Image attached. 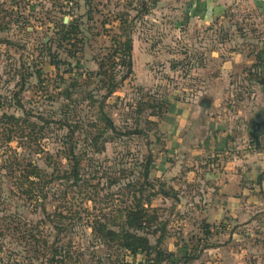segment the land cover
I'll list each match as a JSON object with an SVG mask.
<instances>
[{"label": "rangeland", "instance_id": "374dc122", "mask_svg": "<svg viewBox=\"0 0 264 264\" xmlns=\"http://www.w3.org/2000/svg\"><path fill=\"white\" fill-rule=\"evenodd\" d=\"M258 1H227L203 23L186 21L180 0H0V114L23 117L24 109L57 118L71 80L86 93L101 87L90 76L97 70L96 58L111 49L112 40L125 38L122 28H131L132 73L107 99L106 110L119 130L138 128L146 135L106 132L100 153L86 141V188L69 199L73 210H86L73 235L84 251L79 264H112L106 248L91 240L87 224L95 216L115 215L125 205L121 188L138 179L148 152L150 178L177 193V200L157 196L151 202L166 223L162 248L171 259L163 264H182L187 253L197 256L188 264H264V176L262 189L255 184L264 171V141L256 143L250 128L254 115L264 111V0ZM74 20L80 24L81 42L75 57H69L57 47V28L61 21ZM45 44L55 54V64ZM66 62L73 66L71 75H81L61 79ZM112 69L122 74L120 65ZM84 94L72 98L79 101ZM86 103L79 112L92 118L95 113ZM152 104L161 106V115H152L157 110ZM2 130L0 125V215L16 213L17 220L35 221L40 214L14 188L23 180L27 160L42 167L57 160L36 151L54 155L63 131L51 124L44 138L25 144L18 138L5 142ZM242 173L250 179L240 178ZM228 178L232 190L238 183L246 192L237 193L234 203L220 193ZM56 186L52 191L59 194ZM0 232L2 264L8 255L19 259L7 250L19 241L10 229Z\"/></svg>", "mask_w": 264, "mask_h": 264}, {"label": "trees", "instance_id": "16d2710c", "mask_svg": "<svg viewBox=\"0 0 264 264\" xmlns=\"http://www.w3.org/2000/svg\"><path fill=\"white\" fill-rule=\"evenodd\" d=\"M58 25L57 47L69 57H75L76 45L81 42L78 38L81 33L79 22L74 20L65 24L61 21ZM2 29L0 25V30ZM121 30L124 31L125 38L122 41L112 40L111 49H108L102 57L96 58L97 70L90 74L99 79L101 87L86 93L87 90H77L78 82L75 79L71 80L70 85L62 93L64 96L58 106L57 118L33 116L24 109L23 117L7 112L0 114V125L3 127L1 133L8 143L18 138L21 143L26 144L23 141H27V144L28 142L35 144L46 136L45 133H48L51 124H55L58 130L63 131L59 138L57 137L59 147L54 155L48 151L44 152L42 148L36 151L45 153L46 160H51L52 156L57 157V160L48 162L45 167L39 166L34 160H27L21 168L23 180L14 188L25 203L31 206V210L39 213L40 217L31 221L17 220L16 213L0 215V231L10 229L19 241L17 247L7 249L10 254L19 255V259L8 255L6 264H79L84 251L79 243H75L73 235L83 224L82 220L86 215H81L86 210L83 206L79 210H73L69 199L75 200V196L86 188V179L83 176L86 141L90 142L88 146H92L95 153H100L104 148L103 143L106 138L102 140V137L106 132L116 136L146 135L138 128L119 130L106 110L107 99L132 73L131 28L127 26ZM45 45L46 52L55 64L56 61L53 60L56 58L55 54L51 52L50 46ZM66 65L67 68L61 75L59 74L61 79L64 80L63 77L71 79L73 76L81 75H71L73 66L70 62H66ZM114 65L123 68L120 76L111 72ZM35 75L38 80L42 77L39 70ZM102 89L104 93L96 97ZM83 92H85L83 99L78 101L72 98L74 93ZM83 101H87L85 107L89 111H94V117L86 118L79 112V106ZM2 105L3 101L0 100V107ZM151 108L157 109L152 115H161V106L152 104ZM31 117L35 120H31ZM25 130H28L27 134ZM62 160L65 161L63 164H61ZM152 163V155L148 152L144 162L140 163L138 179L127 182L121 188L126 191V203L115 212V215L95 216L87 224L91 240L106 248V258L112 264H163L171 259V254L162 248L166 237V223L160 221L157 214L159 208L152 207L151 202L157 196L172 197L177 200V193L174 188H165L164 183L153 182L150 178ZM263 176L264 171L255 180V184L261 189ZM55 185L57 190H60L59 194L52 191ZM56 201H59L60 205H55ZM44 228L47 233H44ZM151 237L154 238V242H151ZM2 246L3 243L0 241V252ZM195 258L197 256L184 254L181 257L182 264H188ZM2 261L3 258H0V264L3 263Z\"/></svg>", "mask_w": 264, "mask_h": 264}, {"label": "crops", "instance_id": "0c3cea01", "mask_svg": "<svg viewBox=\"0 0 264 264\" xmlns=\"http://www.w3.org/2000/svg\"><path fill=\"white\" fill-rule=\"evenodd\" d=\"M227 1L230 0H180V3L184 11L186 12V14L184 15L186 21L189 20L190 22H192L194 20H200L203 23L204 22L208 23L209 21H211L213 17L214 9H216L220 5L224 6ZM240 1L243 2V0ZM253 1L256 3V5L257 2H259L258 0H253ZM258 138H261L264 141V133L263 135L258 136ZM242 174L243 175H240V178L245 179L246 177L247 179H250L248 173L247 174L242 173ZM234 181H236V179ZM228 182L229 183L220 190V193L222 196H224L225 199H228L231 203H234V201L238 200V197L236 195L237 193L238 196L241 193L242 195L246 193L245 188L240 190V187L238 186L237 183L232 190V180L228 178Z\"/></svg>", "mask_w": 264, "mask_h": 264}, {"label": "flooded vegetation", "instance_id": "af4514ba", "mask_svg": "<svg viewBox=\"0 0 264 264\" xmlns=\"http://www.w3.org/2000/svg\"><path fill=\"white\" fill-rule=\"evenodd\" d=\"M262 64L264 67V63ZM263 75H264V71H263ZM261 83L264 84V76L263 79L261 80ZM250 128H251V136L254 138V140L256 136L258 137L260 135H263L262 131L264 130V111L256 113L254 115L253 120L250 121Z\"/></svg>", "mask_w": 264, "mask_h": 264}, {"label": "water", "instance_id": "95a60500", "mask_svg": "<svg viewBox=\"0 0 264 264\" xmlns=\"http://www.w3.org/2000/svg\"><path fill=\"white\" fill-rule=\"evenodd\" d=\"M258 115V114H257ZM264 133V130L262 131V134ZM255 142L258 143V137L256 136Z\"/></svg>", "mask_w": 264, "mask_h": 264}]
</instances>
